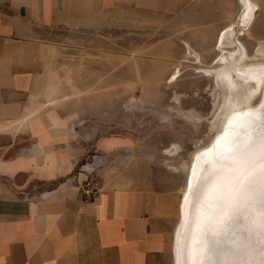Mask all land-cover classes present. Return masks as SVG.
Returning <instances> with one entry per match:
<instances>
[{
	"label": "crops",
	"instance_id": "crops-1",
	"mask_svg": "<svg viewBox=\"0 0 264 264\" xmlns=\"http://www.w3.org/2000/svg\"><path fill=\"white\" fill-rule=\"evenodd\" d=\"M250 1L252 17L242 26L243 0H0V264H174L184 192L174 229L179 202L169 194L95 177L105 155L75 170L87 143L73 110L54 104L48 36L148 15L218 25L222 35L242 27L264 33V0ZM91 178L99 188L84 199L80 186ZM54 181L34 196L19 195L32 182Z\"/></svg>",
	"mask_w": 264,
	"mask_h": 264
},
{
	"label": "rangeland",
	"instance_id": "rangeland-1",
	"mask_svg": "<svg viewBox=\"0 0 264 264\" xmlns=\"http://www.w3.org/2000/svg\"><path fill=\"white\" fill-rule=\"evenodd\" d=\"M186 23L177 16H135L48 36L55 46L54 104L73 110L75 130L87 143L75 170L105 155L95 177L169 194L179 202L174 229L193 154L213 138L223 96L203 70L219 64V26ZM229 37L234 43L226 50L240 43L247 61L264 59L257 53L263 31L242 27ZM55 183L32 182L19 195L34 196Z\"/></svg>",
	"mask_w": 264,
	"mask_h": 264
},
{
	"label": "bare ground",
	"instance_id": "bare-ground-1",
	"mask_svg": "<svg viewBox=\"0 0 264 264\" xmlns=\"http://www.w3.org/2000/svg\"><path fill=\"white\" fill-rule=\"evenodd\" d=\"M247 10L250 20L249 0ZM229 35L224 32L220 38L218 66L203 69L222 87L223 96L213 138L193 154L173 241L174 264H201L199 253L207 240L214 242L213 251L203 264H264L259 185L264 171V59L247 61L240 43L226 50L232 44ZM257 53L264 56V44ZM255 95L259 99L253 103Z\"/></svg>",
	"mask_w": 264,
	"mask_h": 264
},
{
	"label": "snow or ice",
	"instance_id": "snow-or-ice-1",
	"mask_svg": "<svg viewBox=\"0 0 264 264\" xmlns=\"http://www.w3.org/2000/svg\"><path fill=\"white\" fill-rule=\"evenodd\" d=\"M251 183L255 184L257 183V181L254 179L251 181ZM259 185L261 190V205H262L260 212V217H261L260 227L261 230L264 231V171H262L260 174ZM213 243H214L213 241L207 240L205 241L203 247L200 249L199 260L201 264H203L204 259L211 258V254L213 251ZM261 256L264 257V252L261 253Z\"/></svg>",
	"mask_w": 264,
	"mask_h": 264
},
{
	"label": "built area",
	"instance_id": "built-area-1",
	"mask_svg": "<svg viewBox=\"0 0 264 264\" xmlns=\"http://www.w3.org/2000/svg\"><path fill=\"white\" fill-rule=\"evenodd\" d=\"M98 181L95 178H91L89 181L84 182L80 186V192L83 195L84 199L92 198L98 191Z\"/></svg>",
	"mask_w": 264,
	"mask_h": 264
},
{
	"label": "water",
	"instance_id": "water-1",
	"mask_svg": "<svg viewBox=\"0 0 264 264\" xmlns=\"http://www.w3.org/2000/svg\"><path fill=\"white\" fill-rule=\"evenodd\" d=\"M243 2H244V10H243V12H242V15H241V24H242V26H245L246 24H247V22H248V20H249V18L247 19V17L245 16V14L247 13V9H248V0H243ZM246 7H247V9H246Z\"/></svg>",
	"mask_w": 264,
	"mask_h": 264
}]
</instances>
